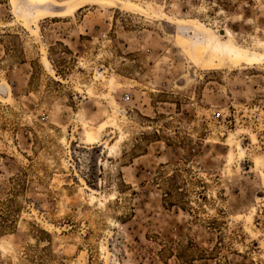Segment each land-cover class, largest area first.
Listing matches in <instances>:
<instances>
[{
    "label": "rangeland",
    "instance_id": "1",
    "mask_svg": "<svg viewBox=\"0 0 264 264\" xmlns=\"http://www.w3.org/2000/svg\"><path fill=\"white\" fill-rule=\"evenodd\" d=\"M0 203V264H264V0H0Z\"/></svg>",
    "mask_w": 264,
    "mask_h": 264
},
{
    "label": "trees",
    "instance_id": "2",
    "mask_svg": "<svg viewBox=\"0 0 264 264\" xmlns=\"http://www.w3.org/2000/svg\"><path fill=\"white\" fill-rule=\"evenodd\" d=\"M4 203H0V234L5 232L6 230L11 229L12 223V211H2V205Z\"/></svg>",
    "mask_w": 264,
    "mask_h": 264
},
{
    "label": "bare ground",
    "instance_id": "3",
    "mask_svg": "<svg viewBox=\"0 0 264 264\" xmlns=\"http://www.w3.org/2000/svg\"><path fill=\"white\" fill-rule=\"evenodd\" d=\"M28 6H29V5H28ZM36 8H37V7H36ZM29 9H30V8H29ZM225 32H226V34H228V35L230 34L228 30H225Z\"/></svg>",
    "mask_w": 264,
    "mask_h": 264
}]
</instances>
